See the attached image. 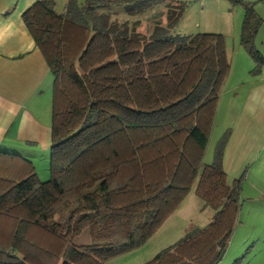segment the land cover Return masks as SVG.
<instances>
[{"label": "trees", "instance_id": "obj_1", "mask_svg": "<svg viewBox=\"0 0 264 264\" xmlns=\"http://www.w3.org/2000/svg\"><path fill=\"white\" fill-rule=\"evenodd\" d=\"M133 1L139 12L162 2L166 24L145 35L112 20V5ZM230 1L245 9L240 43L259 72L256 3ZM185 10L166 0H68L59 13L55 0H38L25 11L54 76L51 178L42 182L30 160L0 150V221L12 224L0 231V264H106L149 241L197 178L211 222L145 264L222 260L244 175L228 183L227 135L211 164L203 157L231 62L221 34H171Z\"/></svg>", "mask_w": 264, "mask_h": 264}, {"label": "crops", "instance_id": "obj_2", "mask_svg": "<svg viewBox=\"0 0 264 264\" xmlns=\"http://www.w3.org/2000/svg\"><path fill=\"white\" fill-rule=\"evenodd\" d=\"M36 1L38 0H0V150L20 155L30 160L34 166L36 159L47 164L50 162L54 96V76L23 20L25 11ZM245 1L256 3V13L263 22L261 15L264 0ZM191 2L190 10L201 22L192 28L190 35H193V31L221 34L225 36L227 44L228 38L241 39L245 19V9L242 6L234 5L230 0ZM165 13L166 9L160 10L159 18L155 13L156 18L150 19L146 27L145 24L138 26L137 31L147 35L154 22L166 23ZM240 46L242 47L241 43ZM247 53L241 55V62L236 63L234 69L231 65V78L233 80L238 74H243L248 80H241L229 99L227 91L220 94L214 124L223 137L228 135L222 157L228 183L232 184L235 179L244 175L242 192L247 199L245 204L249 214L239 221L235 232H241L242 235L241 229L245 228L246 244L242 247L240 237L236 239L233 234L228 247L229 250L234 248L237 251H244L251 241L264 239V66L259 72H254L256 63ZM248 81L253 84L249 83V88L241 95L239 90L243 86V91ZM217 146L216 143L213 159ZM214 213L212 209V218ZM194 227L205 228L190 226L188 229Z\"/></svg>", "mask_w": 264, "mask_h": 264}, {"label": "rangeland", "instance_id": "obj_3", "mask_svg": "<svg viewBox=\"0 0 264 264\" xmlns=\"http://www.w3.org/2000/svg\"><path fill=\"white\" fill-rule=\"evenodd\" d=\"M55 1L57 3L56 5L57 12L63 13L67 6L68 0H55ZM184 3L186 4V10L184 13L185 19L183 20L184 18L183 17L176 26L170 29L171 34L190 35L192 34L191 33L193 30L192 28H195V25L198 22H201V19L197 17L194 14V12H192V10H190L192 9L191 0L190 1L188 0ZM112 6L113 7L109 10V14L112 17V20H118L120 23L126 24L130 30H132L134 26H140L141 24L143 25L145 24L146 27L150 19L158 17V15L160 14V10L166 9L165 5L162 2H158V1H150L149 6L143 12L142 11L139 12L136 1L131 2L128 6H126V4L123 3L114 4ZM262 8L263 9L261 16L264 19V6H262ZM155 13L157 15H155ZM154 15L156 17H154ZM157 22L159 21L154 22V24H156ZM165 24L166 23H162L163 26ZM197 32L193 31V34H197ZM240 40H241L240 37L228 38V45H227L228 54H229L228 56L233 69L234 66H236V63L241 62V55H246L245 53H247L240 46ZM255 45L259 50V52L262 55H264V20L258 32ZM233 69L231 70L230 76L221 90L222 94L226 93V91L228 92L227 99H229V97L232 96L231 93L233 94L234 92H236L234 89L237 87L238 84H240L241 80H245L243 82H246V80H248L246 79L247 77H244L243 74L242 75L238 74L235 77V79L232 80L231 74L233 72ZM249 83L253 84L250 81H248L247 84L245 83V88L243 91H242L243 86L240 88L239 92L241 93V95H243V93L249 88L250 86L248 85ZM212 133L213 134L210 136V140L207 145L205 155L203 157V163L205 164H211L213 162L216 143L218 144V142L223 138L220 129L217 127L213 128ZM35 161H36L35 168L37 170V174L40 180L42 182H46L50 180L51 172H50V166H48L50 162L47 164L39 159H36ZM49 161H50V157H49ZM197 180L198 178L195 180L190 192L183 200L179 210H177L178 212L172 213L167 218V220L162 224L160 229L155 233V235L151 237L149 241H147L144 245L140 246L135 250H132L126 254L109 259L106 262V264H145L148 261L152 260L158 253L168 248H171L179 241H181L185 237L186 232L187 230H189L188 228L190 226L205 227L211 221L212 217L210 216V214L212 208L206 205L205 202L197 196L196 194ZM242 198H243V205L241 207L242 209L240 211L239 221L242 220V218L244 219L245 216L249 214V210L248 208H246V204H245L247 199L243 194V192H242ZM11 226L12 224L6 221H0V231L3 232L2 235H5V230H7V228H10ZM241 230H242V235L241 232H239V234L235 232L234 235H236V239L240 237L239 239L240 245H242L243 247V244H246L245 241L246 230L245 228L244 230L243 229ZM36 239L38 238L36 237ZM227 251L225 252L222 260L218 264H264V239L260 241L258 240L251 241L249 245L245 247L244 251L243 249L237 251V249L234 248L232 250H229L228 248Z\"/></svg>", "mask_w": 264, "mask_h": 264}]
</instances>
